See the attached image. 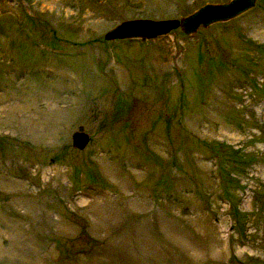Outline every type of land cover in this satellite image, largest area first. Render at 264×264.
Returning a JSON list of instances; mask_svg holds the SVG:
<instances>
[{
    "label": "rangeland",
    "instance_id": "rangeland-1",
    "mask_svg": "<svg viewBox=\"0 0 264 264\" xmlns=\"http://www.w3.org/2000/svg\"><path fill=\"white\" fill-rule=\"evenodd\" d=\"M223 1L0 0V264H264V0L103 38Z\"/></svg>",
    "mask_w": 264,
    "mask_h": 264
},
{
    "label": "water",
    "instance_id": "water-1",
    "mask_svg": "<svg viewBox=\"0 0 264 264\" xmlns=\"http://www.w3.org/2000/svg\"><path fill=\"white\" fill-rule=\"evenodd\" d=\"M256 0H226L216 3H204L192 12L178 19L134 18L121 21L104 32V40L141 39L148 40L166 35L172 29L179 28L190 35L199 27H207L214 23L226 22L254 6ZM89 137L82 126L71 134V145L82 149Z\"/></svg>",
    "mask_w": 264,
    "mask_h": 264
}]
</instances>
